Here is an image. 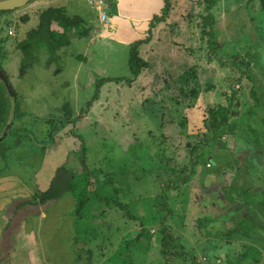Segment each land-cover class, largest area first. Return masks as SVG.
<instances>
[{"label": "rangeland", "instance_id": "374dc122", "mask_svg": "<svg viewBox=\"0 0 264 264\" xmlns=\"http://www.w3.org/2000/svg\"><path fill=\"white\" fill-rule=\"evenodd\" d=\"M99 2L32 0L0 13L3 67L18 94L13 126L0 141V176L8 177L4 186L11 191L8 205L0 204V229L9 230L0 264H12L15 247L13 264H264V229L252 222L249 237L239 223L253 213L264 227L256 204L264 198L261 1L104 0L110 23L102 20ZM50 6L83 22L71 29L55 22L56 37L70 42L52 53L47 37L35 39L31 52L38 57L26 70L18 44ZM142 40L140 54L150 66L129 85L130 53ZM108 77L124 80L106 81L84 112L97 83ZM192 88L200 92L195 100ZM233 92L241 114L183 172L189 157L175 155L165 142L163 113L172 117L167 125L179 123L189 105L199 121L188 130L209 132L207 110L228 106ZM66 103L75 112L71 121L63 118ZM61 120L65 125L57 127ZM243 125L254 127L247 136L239 133ZM83 154L91 171L87 190L77 181L55 201L20 209L49 187L61 165L83 180ZM250 198L256 202L248 208ZM15 201L20 210L11 215ZM18 233L27 236L19 245ZM252 248L262 251L258 263L244 258Z\"/></svg>", "mask_w": 264, "mask_h": 264}, {"label": "trees", "instance_id": "16d2710c", "mask_svg": "<svg viewBox=\"0 0 264 264\" xmlns=\"http://www.w3.org/2000/svg\"><path fill=\"white\" fill-rule=\"evenodd\" d=\"M260 1H261V6L264 8V0H260ZM3 12L5 11L0 10V13H3ZM28 18L29 16L27 15L23 16L24 21H26ZM55 22H64L67 28L71 29L76 26H79L80 23L83 22V19L80 18L79 16L68 15L62 7L50 6L48 8L43 9L39 15L38 27L29 31L27 34V38L25 40L20 41L18 44V48L23 53L22 65H24L23 67L26 68V70L38 57L36 54L33 55L31 52V49L33 47V41L35 39L40 38V36L47 37L48 40L51 41L49 48L52 53L55 52L60 45L70 42L69 39L64 40V37H60V38L56 37V31L53 29V24ZM0 31H2V29H0ZM6 40H7L6 38L0 37V66L3 69H4L3 58L6 57V53H7ZM143 42H146V40L137 42L132 47V50L130 53L129 64H130L132 77L126 80L129 85H131L143 73L144 69L150 66L149 62L145 60L140 54V46ZM186 72L187 73L194 72V75L195 76L197 75V73H195V70L193 68H190ZM123 80H124L123 78L114 79L111 77L100 80L97 83L98 85L97 91H96L97 95L95 94L96 96L91 101L88 102L87 108L84 109V112H88L92 108L93 102L96 101L98 94L101 90V87L106 81L122 82ZM191 94L193 95L194 100L196 98H199L200 96V92L196 88L191 89ZM17 101H18L17 92L14 90V97L12 98L5 83L0 79V138H2L0 139V141H4L10 131L8 130L7 134L4 135L5 129L8 126H9V129L10 127L13 126V121H9V117L11 113L10 110H11L12 102L17 103ZM240 102L241 101L239 100L238 95H236L235 92H233L232 97H231V102L228 104V106L219 104L214 108L208 109L206 112L204 123L208 125L209 132H202L201 129H198L197 130L198 132H190L188 130L189 124L191 125L194 122H198L199 118H197L191 113V109L189 108V105H186V103L185 105L187 106L186 109L188 111L184 115H180V116L178 115L180 119L179 123H177V119H175L171 124L167 125V121L171 122L170 120L172 119V117H168V119L166 120L164 118L165 114L163 113L162 128L166 129L164 132V136L166 139L165 142H167L168 146L170 147V149L173 151L175 155L176 154L178 155V153L180 154V151H182L185 154H187L189 157V163L184 165L183 172L185 170L189 171L190 168H192L193 164L196 162L195 160L197 159V156L200 150L204 148L205 145L210 140L215 138V135L218 131H220L223 127L229 124L231 116H237L241 114V110L239 108H236L240 105ZM176 103L181 105L183 102L182 100L177 99ZM15 108L16 107H14V112L17 111ZM63 110H64V116H63L64 120L67 119L66 121H71L74 118V113H75L74 109L71 107L69 103H66L63 106ZM64 120L59 121L57 127L64 126L65 125ZM253 128L254 127L251 126L249 128L250 129L249 131L246 129V126H244L242 131L240 129L239 133L247 136L250 134ZM259 130L260 129L255 128V133L260 134L261 131ZM20 143L21 141H19L17 144H20ZM259 143L260 145H262L264 143V140L261 142L258 141V144ZM80 160L82 164L83 180L82 178H79L77 172H75L72 168H69L67 164L61 165L55 171V174L50 182L49 187L46 190H37L32 195V198L20 202L19 207H24L25 205H44L50 201H55L61 198L66 192L74 189L77 181L79 182L84 181L85 186H84L83 192L87 190L91 183L90 181L91 171L87 167L84 154L80 155ZM252 164L253 166H256L257 161L253 160ZM245 187H248V186H245ZM245 191L248 192L247 190ZM80 195H82V192L80 193ZM254 202L256 201L251 198L249 200H246V203H245L246 207L249 208L250 205H253ZM240 204L241 203L237 205H240ZM256 204H258L259 211L262 214H264V198L261 201H258V203ZM244 218H245L244 221L243 222L240 221L239 223H242L241 224L242 226H240L242 230L241 232L245 236H247V234L249 233L248 235L249 237H251L250 227H254V224L253 226L251 224L254 221L256 223L255 227L257 229L258 228L260 229V227L261 229H264L263 225L259 224V221H257V217L253 213L247 214ZM253 249L255 251L254 253H253ZM243 255H244V258L251 257L254 259L255 262L258 263L261 260L262 251L258 248L257 249L252 248L244 252Z\"/></svg>", "mask_w": 264, "mask_h": 264}, {"label": "crops", "instance_id": "0c3cea01", "mask_svg": "<svg viewBox=\"0 0 264 264\" xmlns=\"http://www.w3.org/2000/svg\"><path fill=\"white\" fill-rule=\"evenodd\" d=\"M116 1L118 2V0H116ZM120 3L121 2L119 1V4ZM109 8L111 10V8H112L111 7V4H110ZM7 179H8V177H2V176H0V197H3V201H1V203H0L1 204V208L4 207L5 205H8V201H6L5 199H6L7 193H11V191H8L5 188V186H4V185H6V182L5 181ZM13 181L15 183L16 182V179L14 178ZM1 186H3V189L1 188ZM17 191L18 190H16L15 193ZM9 204H10V206H13V207H11L12 210H13L11 215H13L16 212H19L20 209L24 208V207H21L20 209L16 208L17 207V201H15L14 203H9ZM8 232H9V230L3 232V228L0 229V261H1V263H3V260H2L3 259L2 258V254H3L2 253L3 252V243L5 242V239L7 238ZM16 238H17L16 243H18V245H19V242L21 240H23V239H27V236H26V234L25 235H22V234L18 233ZM14 251H16V252L14 253V255L12 253V255H13V258H11L12 264H13L14 261L15 262L17 261L15 258H18L19 257V253L17 252L18 249H16V247H15V250Z\"/></svg>", "mask_w": 264, "mask_h": 264}, {"label": "water", "instance_id": "95a60500", "mask_svg": "<svg viewBox=\"0 0 264 264\" xmlns=\"http://www.w3.org/2000/svg\"><path fill=\"white\" fill-rule=\"evenodd\" d=\"M30 1L32 0H0V10L1 11L15 10L17 8L24 7ZM0 79L5 83L10 95L13 98L14 97L13 86L9 80L7 73L1 66H0ZM8 130H9V126L5 129L4 135L7 134Z\"/></svg>", "mask_w": 264, "mask_h": 264}, {"label": "built area", "instance_id": "2783aa9c", "mask_svg": "<svg viewBox=\"0 0 264 264\" xmlns=\"http://www.w3.org/2000/svg\"><path fill=\"white\" fill-rule=\"evenodd\" d=\"M104 4H105L104 0H100L99 7H100V10L102 11L101 18H102V20L104 22L110 23L111 22V19L109 18L108 13L106 11H104ZM106 7L108 8L109 6L105 5V8ZM8 34L10 36H14L16 34L15 29L13 27L10 28L9 31H8ZM207 166L208 167H212V164L211 163H208Z\"/></svg>", "mask_w": 264, "mask_h": 264}]
</instances>
